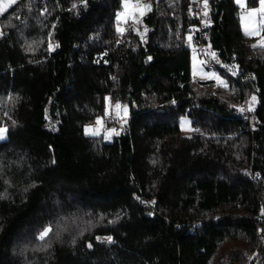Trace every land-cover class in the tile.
<instances>
[{"label":"trees","instance_id":"obj_1","mask_svg":"<svg viewBox=\"0 0 264 264\" xmlns=\"http://www.w3.org/2000/svg\"><path fill=\"white\" fill-rule=\"evenodd\" d=\"M122 2L18 0L0 17V264H264V48L235 0H208L229 84L197 81L193 3L151 0L121 35ZM108 96L129 111L112 142L84 132Z\"/></svg>","mask_w":264,"mask_h":264},{"label":"rangeland","instance_id":"obj_2","mask_svg":"<svg viewBox=\"0 0 264 264\" xmlns=\"http://www.w3.org/2000/svg\"><path fill=\"white\" fill-rule=\"evenodd\" d=\"M139 1L150 2L151 0H123L122 8L118 11L116 15V22H117V30L119 34L124 35L129 30H133L137 33L140 32L141 28L145 25V4L134 7L135 3ZM236 3L240 6V20L241 25L244 32L252 39V44L257 45L256 47H261L259 45L264 44V29L260 28L257 24V20L261 17H264V13H254L249 17L248 13L251 9H259L260 3L252 6H249L247 0H235ZM9 0H0V7H5L7 10L11 7H8ZM207 11L209 13L208 5L205 8L204 12ZM6 12V11H5ZM4 12V13H5ZM3 13V14H4ZM208 15V14H207ZM1 17V15H0ZM206 20V18H205ZM247 29V32H246ZM8 30L7 26L0 27V39L3 38L5 32ZM264 48V47H261ZM191 58H192V75L194 80L197 81H215L218 84L223 86H227L229 84V78L225 74L220 71L215 70L208 66V62L201 57V55L195 51H191ZM232 75H236L235 72L231 73ZM253 97L255 100L253 101ZM251 101L245 106L244 111L254 112L258 105V98L256 95L252 96ZM119 104L120 108H116V105ZM97 120L100 123H97ZM96 122L86 125L85 128H90L96 130L99 134L98 135H91L86 134L88 136L94 137H103L106 142H112L114 138L118 137L122 132L125 130L128 120H129V111L128 107L123 104L119 103L117 100H114L112 97L108 96L106 99V106H105V114L99 117ZM180 126L182 130V134L189 136L193 133L194 129L192 127L191 119L185 115L182 116L180 120ZM0 128H6L8 131V127L5 125L0 126ZM115 131H112V130ZM7 132L6 138L0 139V141H4L7 139ZM74 226L75 223L71 219L64 220L59 222L56 227L60 230H64V226L66 227L67 231H70L68 226ZM253 257V256H252ZM251 258V257H250ZM253 259V258H252Z\"/></svg>","mask_w":264,"mask_h":264},{"label":"built area","instance_id":"obj_3","mask_svg":"<svg viewBox=\"0 0 264 264\" xmlns=\"http://www.w3.org/2000/svg\"><path fill=\"white\" fill-rule=\"evenodd\" d=\"M193 3V9L190 11L189 15L196 22V26L192 28L189 36L192 37L191 41L187 38L185 41V47L189 50L197 51L201 57H203L207 62L208 66L219 71V68L209 60V45L205 42L208 30V20L207 16L204 15V3L203 0H190ZM144 1H139L134 4V7L144 5ZM206 18V20H205ZM150 216H152L150 214ZM249 264V263H246Z\"/></svg>","mask_w":264,"mask_h":264},{"label":"snow or ice","instance_id":"obj_4","mask_svg":"<svg viewBox=\"0 0 264 264\" xmlns=\"http://www.w3.org/2000/svg\"><path fill=\"white\" fill-rule=\"evenodd\" d=\"M18 2V0H9L8 3V7L16 4ZM207 2L208 0H203L204 3V7L207 8ZM260 3V8L257 9H251L250 12L248 13L249 17H251L252 14L260 12V13H264V0H259ZM73 7H75V5H73ZM145 8L150 9V5H145ZM5 11H7V8L5 7H0V15H2ZM207 11L204 12V15L207 16ZM257 24L260 26V28L264 29V17H261L257 20ZM247 32V29H246ZM189 41H191L192 37L189 36L188 37ZM257 45H254V47H256ZM261 47H264V44L259 45ZM51 47V46H50ZM213 56H215V53H212ZM9 99H11V97H9ZM253 101L255 100V97L252 98ZM116 108H120V105L117 104ZM241 111H243V109H241ZM5 115H7V113H5ZM97 123H100L99 120H97ZM112 131H115L114 129ZM6 132L7 129L6 128H0V139H4L6 138ZM85 134H91V135H98L99 133L94 130V129H90V128H85ZM52 231V226L49 225L48 227H46L38 236V239L41 241H44L46 239V237H48L49 233ZM59 233H57L58 235ZM108 243H112V238L111 237H107L106 238ZM89 247H91V245H89Z\"/></svg>","mask_w":264,"mask_h":264},{"label":"water","instance_id":"obj_5","mask_svg":"<svg viewBox=\"0 0 264 264\" xmlns=\"http://www.w3.org/2000/svg\"><path fill=\"white\" fill-rule=\"evenodd\" d=\"M145 5H150L151 7H150V9H148V8H145V12H146V14H148L149 12H151L152 11V9H153V5H152V3L151 2H146L145 3Z\"/></svg>","mask_w":264,"mask_h":264}]
</instances>
